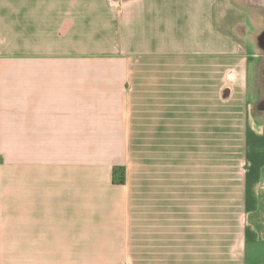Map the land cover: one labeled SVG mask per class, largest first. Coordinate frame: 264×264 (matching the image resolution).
Segmentation results:
<instances>
[{
	"label": "crops",
	"instance_id": "obj_1",
	"mask_svg": "<svg viewBox=\"0 0 264 264\" xmlns=\"http://www.w3.org/2000/svg\"><path fill=\"white\" fill-rule=\"evenodd\" d=\"M258 11L255 0H0V264H226L210 259V230L179 209L176 182L129 153L177 141L194 93L238 96L243 188L258 211ZM259 222L244 257L248 241L264 240Z\"/></svg>",
	"mask_w": 264,
	"mask_h": 264
},
{
	"label": "rangeland",
	"instance_id": "obj_2",
	"mask_svg": "<svg viewBox=\"0 0 264 264\" xmlns=\"http://www.w3.org/2000/svg\"><path fill=\"white\" fill-rule=\"evenodd\" d=\"M259 14L254 19L264 21V11ZM185 90L179 89L182 97ZM194 94V107L188 103L179 111L178 140L136 142L129 163L145 166L147 175L171 177L172 188L176 182L179 209L187 210L194 229L210 230L211 261L224 257L226 264H264L263 239L248 241L245 257L243 253L251 224L260 221L258 227L264 229V189H259L263 192L257 198L258 211L252 212L243 188L248 166L243 101L230 95L224 99L218 89ZM258 104L263 107L264 100ZM218 245L225 246L223 253L213 252Z\"/></svg>",
	"mask_w": 264,
	"mask_h": 264
},
{
	"label": "flooded vegetation",
	"instance_id": "obj_3",
	"mask_svg": "<svg viewBox=\"0 0 264 264\" xmlns=\"http://www.w3.org/2000/svg\"><path fill=\"white\" fill-rule=\"evenodd\" d=\"M255 1H257V2H261V1H258V0H255ZM261 3H264V2H261Z\"/></svg>",
	"mask_w": 264,
	"mask_h": 264
},
{
	"label": "bare ground",
	"instance_id": "obj_4",
	"mask_svg": "<svg viewBox=\"0 0 264 264\" xmlns=\"http://www.w3.org/2000/svg\"><path fill=\"white\" fill-rule=\"evenodd\" d=\"M258 1L264 2V0H258Z\"/></svg>",
	"mask_w": 264,
	"mask_h": 264
}]
</instances>
